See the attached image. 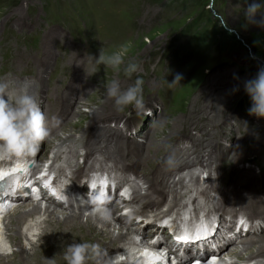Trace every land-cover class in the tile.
Segmentation results:
<instances>
[{"label":"rangeland","instance_id":"1","mask_svg":"<svg viewBox=\"0 0 264 264\" xmlns=\"http://www.w3.org/2000/svg\"><path fill=\"white\" fill-rule=\"evenodd\" d=\"M257 2L264 3V0ZM245 7V0H0V77L11 74L17 84L25 79L30 81L29 93L40 103L44 113L58 104L61 106L59 114L54 112L58 128L36 147L38 157L47 161L60 157L66 161L70 153L72 157L84 154L83 143L93 137L89 131L84 132L81 126H86L87 122H82L80 116L92 117L93 112L99 110L103 116L96 119L94 130L107 131L108 126H115L118 128L115 136H119L120 141L126 139L131 145L140 144L144 153L149 146L147 136L155 133L159 152L155 150L154 157L148 156L149 160L145 161L142 153L134 148L119 150L120 154L107 152L105 157L116 167L132 171L139 167L137 160L141 157L142 169L149 174L147 164L160 159L161 149L172 147L166 156H170L171 151L184 153L190 149L192 152L195 147L189 135L202 138L205 145L211 138L219 137V143L211 150L214 157H225L226 163L220 166L217 162L210 167L196 163L175 171V181L182 177L183 183L173 188L179 200L164 198L169 210H179L183 196L190 190L215 191L211 190L212 184L222 185L226 193L241 189L257 192L264 198V118L248 115L250 99L243 89V82L264 67V28L246 23ZM121 44L130 46L125 64L129 60L138 64V71L131 77L125 76L124 65L119 72H114L110 67L89 61L88 56H98L101 48L110 52ZM75 53L77 56L71 59ZM92 72L95 73L89 75ZM177 74L182 76L180 83L169 86ZM137 77L143 81V107L132 110L125 106L117 111L113 100L105 94L104 84L116 79L123 90L134 84ZM72 78L79 84L76 90L69 91ZM75 91L77 94H73ZM71 117L70 121L76 125L67 123ZM162 119L165 122L161 124ZM220 127L222 132L218 130ZM214 132L217 137L215 134L211 137ZM50 139L57 140L49 148ZM65 139L70 143L64 144ZM108 148L104 150H110ZM93 153L103 155V152ZM206 155L203 161L209 163L212 160ZM165 167V164H156L151 172ZM243 169L252 171L255 177H243ZM231 176L241 177L243 181L234 183L229 179ZM142 185L141 189L145 190L147 185ZM220 201L217 204L199 196L196 203L198 208L223 215L227 221L233 218L231 213H255L258 217L248 220L258 225L257 228L260 226L264 209L262 212L249 209L254 206L248 201L244 207L239 206L241 211H232V205L222 207ZM237 204L240 203H233ZM62 210L71 211L70 208ZM8 220L9 229L11 220ZM132 223V227L139 224L133 218ZM148 228L146 225L142 230L147 238L150 237ZM34 230H40L39 223ZM255 236L257 233H252L247 238ZM239 241L236 239L235 245L243 251L241 255H223L233 264L247 259L250 251L258 248L256 242L245 251ZM13 247L16 251L19 249V246ZM134 254L138 255V251ZM109 260L106 258L99 264ZM243 264H264V257L245 260Z\"/></svg>","mask_w":264,"mask_h":264},{"label":"bare ground","instance_id":"2","mask_svg":"<svg viewBox=\"0 0 264 264\" xmlns=\"http://www.w3.org/2000/svg\"><path fill=\"white\" fill-rule=\"evenodd\" d=\"M75 54L71 57V59H73L74 56H77V53ZM70 82L71 83L69 85V91L73 89L76 90V85L79 84L77 79L72 78ZM73 94H77V91L73 92ZM66 97L68 98V96ZM55 103L56 101H54L53 105H55ZM45 115L51 117V119H54L52 122L53 125H52V129L50 132L51 134L55 132L56 129L58 128V119L54 117V111L52 107L45 113ZM74 115L75 113L73 112V115H72L73 118H74ZM102 116H103L102 111L100 112L99 110L94 111L92 117H88L87 115H84V114L80 116V119L82 122H87L86 126H81V127L85 129L84 132L89 131L92 134L93 138L90 141L83 143L84 154H74L73 163L63 165L62 170H65V168H69V171L66 173L64 172L60 173L61 181H68V182L71 181V182H75L76 184L80 182V184H78V189L80 192H82L84 189H86V184L81 182V178L83 176L82 174L87 170L89 171L90 168L106 166V163L110 161L111 167L115 175L119 177L121 182L128 180V174H132L136 178H139L140 180H142V182L147 185V187L144 188L145 192L143 194H140L141 191L136 189V187H134L135 195L133 199L140 207L139 208L140 211H136V213L140 214L139 216H143L145 218L147 223H145L144 225H149L148 232L153 231L154 236L161 235L163 237H166L167 235H171V233L169 232V227L158 225L157 223H152V222L161 218L166 212L174 210V209L169 210L167 202L164 203V200L166 199L165 197H171L172 199L179 200V196L175 197L174 195L175 191L173 188H175V186H177L178 184H182L183 178L180 177L177 181H175L174 177L175 175H177L175 171L190 167L196 163H201V164L205 163L206 167H210L217 162L219 163L220 166L226 163L224 161L225 157L223 156L214 157L212 150H211L212 146L215 148L217 146V143H219L220 141L219 137L218 138L213 137V134H215L214 136H216L217 133L214 132L211 134L212 135L211 137L213 138H211L209 143H207L206 145L204 144V141L202 138L200 137L198 138L196 136L193 137V135H189V137H191V140L194 142V147H195L192 149V152H189L191 151L190 149H187L186 152L184 153H181L183 151H180L179 153H176V151H171L170 156H166V153H168L169 150H172L171 149L172 147L171 148L168 147L169 150L161 149L160 159L157 161H150L147 164L148 171H150L149 174L151 173V175L148 177L147 175L149 174H147V172H144V170L142 169V164H140V162H142L141 157H138V160H137L139 167L137 166V169L132 171L130 168L127 169L121 166L116 167L115 163L111 161V159L105 156L107 152H113V154L114 153L118 154L119 150L130 151L134 148V150H138V152L142 153L143 155L142 157L143 159L145 158V161L149 160V157H154L155 150L159 152L158 139L154 138V136H156L154 135L155 133H151L150 136H147L146 143H149V146H147L148 149L146 150V153H144L142 149L140 150V148L142 147L140 144L131 145L129 142L126 141V139H124V142L120 141L119 136H115L116 134H118L116 132L118 128H116L115 126H111V125L108 126V130H107L108 132L105 129L94 130L96 119ZM71 119L72 117L67 121V123L69 122L70 125H73V124L76 125V123H73L72 121H70ZM163 119L159 123L162 124V122H165ZM159 123H157V125L155 126V129L157 128ZM218 130H221L222 132L223 128L220 127ZM207 134H210V131H208ZM57 135L58 133H55L54 137L57 138ZM57 139L55 140L50 139L51 141L47 143V147L50 148L51 143L55 142ZM63 143L67 144L70 142H68V139H65L63 140ZM110 146L112 150L108 148ZM207 147L209 148L206 149ZM105 148H108L110 150H104ZM38 151L39 150H37V152ZM93 152H103V155L94 156ZM205 154H207L206 155L207 159H211L212 161H210L209 163L204 162L203 158H205ZM192 155L194 156L192 157ZM91 156H94V158H91ZM100 157H101V160L99 162L101 166H97V165L94 166V164L98 162ZM190 157L192 158L189 159ZM169 158H171L173 161L171 164L167 163ZM55 159L57 158L53 157V160ZM78 159H80V161H76ZM89 163L91 164L89 165ZM156 164L159 166L162 164H165L166 167L164 169H161L160 171H155L153 173L151 171L154 165ZM52 166L55 167V164L52 163ZM232 171H235L234 168ZM239 172L240 171H238V173ZM138 175L140 177H138ZM241 175L243 177L247 176L248 179L255 177L252 171L244 170V169L242 170ZM229 179L237 184H240L243 181L241 177L236 178L235 176H231L229 177ZM153 181H156L158 183L157 185H160L161 188L157 187V185L154 184ZM263 183H264V180H263ZM212 186L214 187V189L216 190L218 194L217 201H220V199L222 200L220 201V206L222 207L226 204H230L232 205L231 207L232 211H234L235 209H240L239 206L244 207V203L250 201V203H252L254 207L249 208V209H253L257 212L259 211L262 212L261 209H264V198L263 197L260 198L261 194L259 196L257 192L249 193L246 190L239 189V190H235L234 192L226 193L222 185L212 184ZM97 187H100V186H97ZM242 187L246 189L245 186H242ZM155 193H159L160 196L156 197ZM203 193L204 191L200 192V194H203ZM238 193H241V194H238ZM161 195L164 197L162 198ZM149 200L150 201L155 200L156 203H149L150 202ZM195 201H196V197H194L193 202ZM237 201L240 204L233 205V203ZM72 202H75V203H72ZM163 205L165 206L162 209ZM62 208H66V209L70 208L71 211L67 212V211L62 210ZM149 209H152L150 211L153 212L151 216H149L148 214ZM241 210L242 209H240V211ZM231 214L236 219V216H234L235 213H231ZM255 215L256 214L253 213L247 216L248 218L258 217V216L255 217ZM221 216L218 220L212 217L211 220L209 221V225L211 229H214L216 232H220V230L224 229L229 234V235H226L228 236V238L223 237L224 242L222 245L216 246V251L217 253H219L220 256L224 255L225 253L227 255L234 254L236 256L237 255L239 256L242 254L243 251H240V249H238L239 245H235L236 244L235 239L238 237L237 239L240 240L238 243L244 244V246L242 247H243V250L245 251L246 250L249 251V249H251L254 246V243L256 242L258 243V248L255 251L254 249L251 250L250 254L247 255V260L254 259L256 257H264V216H262V218L260 217L262 221L260 222L259 228L252 229L253 232H250V234L257 233V236L250 237V238H247L249 237L250 234H248L247 236L245 235L246 237H244L243 235L240 236L242 231L236 234L234 231L235 224L232 222V219L227 221L224 217H221ZM8 218H10L11 220L10 222L11 228L8 229L9 230V236H8L9 241L12 244V246H19V249L17 251L15 250L12 253V258H9V257L6 258V255L0 254V264H49L48 259H53L54 257L56 260V264H64L61 251L63 249V246L66 243H70L72 241H86V242H91V243L96 244L100 250V256L98 258L99 263H100L102 260H106V258L108 259L114 258L113 254L116 252L125 251V250L127 251V249L130 246H132L134 243L131 240L130 236L134 234L133 232L136 230V227H139L140 231L143 230V227L141 228L140 224L138 225L136 224L137 216L129 218L130 220L128 223L125 222L121 217H115L116 221L114 223H111L109 221L101 219V215L98 212L94 213L86 209V205L84 203H80L78 201L76 202L75 200H70L68 204H64V203L62 204L60 201L57 203L56 201L53 200L52 203L49 202V205L46 206L45 208H42L38 204L30 205L28 203H23V204L18 205L17 208L12 213L9 214ZM30 218L32 219V222L35 224V226L38 225L39 223L40 230L38 232L34 230V225L32 223L31 224L27 223V220ZM41 218L43 219L41 220ZM132 218L136 222L135 227L130 226L133 224ZM148 222H151V223H148ZM113 225H116V227H113ZM251 226L253 227V223L251 224ZM171 228L175 230L174 226H172ZM32 236L34 237L31 238ZM121 243H125V244H121ZM25 244H27V246H25ZM188 245H189V242L183 243L181 245V248H187ZM130 248L133 249V247H130ZM136 257L138 258L135 260ZM144 261L145 260L143 259L142 256H137V254L133 253L132 255L129 256V259L127 262L122 261L120 264H123L125 262L126 264H131L130 262H133V264H141ZM231 264L233 263L231 262Z\"/></svg>","mask_w":264,"mask_h":264},{"label":"clouds","instance_id":"3","mask_svg":"<svg viewBox=\"0 0 264 264\" xmlns=\"http://www.w3.org/2000/svg\"><path fill=\"white\" fill-rule=\"evenodd\" d=\"M243 10L244 20L247 24L264 28V3L252 0ZM130 46L121 44L114 50L106 52L103 48L99 50V55L93 57L89 55V61L95 65L110 67L114 72H119L121 66L125 76L131 77L138 71V64L129 60L125 64V58L129 53ZM95 72L89 73V75ZM182 76L177 74L169 82L180 83ZM141 78L137 77L134 84L126 89H121L118 80L113 79L104 84L107 97L114 102L117 111H122L125 106L132 110L143 107ZM30 81L25 79L17 84L11 78V74L0 77V160L23 157L30 154L40 143L45 141L50 135V121L45 115L36 98L29 93ZM244 92L250 99V106L247 113L250 116L264 118V67L258 69L256 74L243 82ZM236 89H233L235 91ZM171 164V158L167 161ZM92 190L87 193L88 203L94 212L100 213L103 218H107V211L101 207L106 200L102 189L97 190L92 183ZM129 255L134 253V249H127ZM64 264H99L100 250L98 246L86 241H72L66 243L61 251ZM49 264H56L55 257L48 259ZM105 264H112L106 261Z\"/></svg>","mask_w":264,"mask_h":264},{"label":"snow or ice","instance_id":"4","mask_svg":"<svg viewBox=\"0 0 264 264\" xmlns=\"http://www.w3.org/2000/svg\"><path fill=\"white\" fill-rule=\"evenodd\" d=\"M183 239H185V240H186V239H187V237H183ZM197 239H199V237H197Z\"/></svg>","mask_w":264,"mask_h":264}]
</instances>
